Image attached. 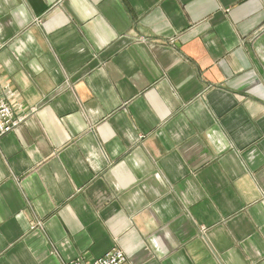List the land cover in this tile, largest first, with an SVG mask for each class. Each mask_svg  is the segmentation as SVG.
I'll list each match as a JSON object with an SVG mask.
<instances>
[{
  "label": "crops",
  "instance_id": "0c3cea01",
  "mask_svg": "<svg viewBox=\"0 0 264 264\" xmlns=\"http://www.w3.org/2000/svg\"><path fill=\"white\" fill-rule=\"evenodd\" d=\"M0 264H264V0H0Z\"/></svg>",
  "mask_w": 264,
  "mask_h": 264
},
{
  "label": "built area",
  "instance_id": "2783aa9c",
  "mask_svg": "<svg viewBox=\"0 0 264 264\" xmlns=\"http://www.w3.org/2000/svg\"><path fill=\"white\" fill-rule=\"evenodd\" d=\"M24 121V118L15 116L13 108L7 99L0 97V139L18 128ZM127 258L118 248L110 250L103 257L95 260L91 264H125ZM68 264H85L81 259L69 262Z\"/></svg>",
  "mask_w": 264,
  "mask_h": 264
}]
</instances>
